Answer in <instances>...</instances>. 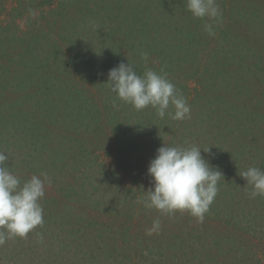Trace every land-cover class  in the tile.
<instances>
[{
    "label": "trees",
    "instance_id": "obj_1",
    "mask_svg": "<svg viewBox=\"0 0 264 264\" xmlns=\"http://www.w3.org/2000/svg\"><path fill=\"white\" fill-rule=\"evenodd\" d=\"M217 4L223 19L210 36L205 21L186 9V0H0V151L21 183L44 172L53 179L40 201L43 225L27 238L5 242L12 245L4 258L9 264H16L28 241L70 238L71 230L49 221L64 225L60 218L70 215L72 224L65 226L74 233L85 229L86 239L101 243L98 255H110L107 263L264 264V197L250 199L251 186L238 174L249 166L237 171L233 161L217 168L211 157L221 152L210 150L208 131L198 134L195 124L187 126L194 117L161 119L150 106L137 111L106 83L109 69L121 62L133 64L138 74L147 69L168 74L171 61L190 57L187 50L198 46L210 67L191 74L198 75V84L188 88L189 82L167 79L192 112L209 119V129L214 116L221 123L230 117L236 125L246 122L245 136L251 121L264 119V0ZM29 9L38 15L33 18ZM148 13L156 15L164 33L155 35ZM20 18L25 29L13 24ZM143 46L147 62L161 59L162 66L144 64L134 51ZM81 118L92 119L96 128H78ZM164 144L209 148L201 149L202 156L223 174L202 223L187 212L161 215L138 202L152 186L149 162ZM258 158L263 163L251 167L264 170V156ZM157 218L159 234L147 235Z\"/></svg>",
    "mask_w": 264,
    "mask_h": 264
},
{
    "label": "clouds",
    "instance_id": "obj_2",
    "mask_svg": "<svg viewBox=\"0 0 264 264\" xmlns=\"http://www.w3.org/2000/svg\"><path fill=\"white\" fill-rule=\"evenodd\" d=\"M186 9L194 18L205 21L204 31L208 35H215V27L223 19L217 0H186ZM29 15L35 18L38 13L29 9ZM92 27H96L94 22ZM141 57L147 62L146 52H142ZM106 83L119 100L137 111L150 106L161 119L166 115L175 121L191 118L190 105L167 79L166 73L147 69L143 74H138L133 64L121 62L109 69ZM170 108L172 111H169ZM201 149L209 152V148L195 145L170 147L164 144L159 147L147 169L152 186L138 202L161 215L187 212L202 223L217 195V185L223 174L210 166L202 156ZM8 158L5 152L0 151V246L10 239L27 238L31 231L43 225L40 201L45 196V185L52 183L46 172L40 176L32 175L21 183L19 177L5 166ZM238 174L245 179L246 185L251 186L248 192L250 199L264 197V170L249 167ZM160 230L161 221L157 218L146 234H159ZM40 239H43L42 235Z\"/></svg>",
    "mask_w": 264,
    "mask_h": 264
},
{
    "label": "rangeland",
    "instance_id": "obj_3",
    "mask_svg": "<svg viewBox=\"0 0 264 264\" xmlns=\"http://www.w3.org/2000/svg\"><path fill=\"white\" fill-rule=\"evenodd\" d=\"M8 7L10 10L12 8V5L9 4ZM148 14L152 15V17H148V18L151 24V28L153 29L154 32H156L155 35H157L160 32L164 33L162 31L163 28H161V23L158 24V18L156 17V15L153 13H148ZM154 21L156 22L155 25H153ZM13 24L15 27H21L22 29H25L26 26V23L24 20H22V18L15 20ZM165 27L166 29L170 28L169 25ZM147 29L148 28L146 27V30ZM183 44L186 46L185 39L183 41ZM131 48L132 47L129 46L130 53L132 52ZM199 50L201 51V49H199L198 46L194 45L193 50L192 49L187 50L189 52L190 57H185L182 61H178V62L174 60L171 61L173 67L170 68H172L173 70L168 72L167 75L173 80H175V85L179 82H181L182 84H187L189 82L188 88L193 87L195 84L197 85L199 81L196 80L198 75L191 77V74L194 71L199 72L200 70H203L207 72L210 70V67L205 66L203 62L204 59L203 54ZM134 51L136 52L135 54L137 56H141L142 52H146V53L148 52V50L144 46L138 49L134 48ZM161 62H162L161 59H155L152 60L150 63L144 62V64L148 63L147 67L148 66L150 67V64L154 65L155 67H158V66H162ZM165 66L166 68H169L168 62H166ZM230 87L231 86H229V89ZM189 90L192 92L193 88H190ZM234 94L243 98L245 97L243 94L240 95L236 93ZM236 110L232 111L233 116L237 115V113L240 112L238 110L237 112H235ZM86 116L88 117V114H86ZM191 116L194 117V120L193 121L189 120L187 126L190 127L192 124H195L196 125L195 128H197L198 134H199V130L200 132L208 131L209 132L208 135L211 137L209 142L211 143V145L209 146L210 150L213 152L214 149L216 148L220 150L221 152L220 154H218L217 156H215L214 154L211 157L213 158L212 161L216 163L217 168L220 167V169H222L221 167L222 165L230 167V163L235 161L234 167L238 171L239 169H241V167L245 169L247 166L249 167L253 166L256 163V161H258L259 163V161L262 160L259 159L258 157L262 158L264 156V119H262L263 121H261L260 123H258V121L257 122L251 121L250 124L248 125L250 127L248 128L244 136L241 130L246 125V122L238 123L236 125L235 123H232V120L234 118L229 117L228 119L227 118L228 116L226 115V118L228 120L227 123H221L222 120L221 119L219 120L214 116L213 120L216 121H211L212 128L209 129L207 124V121L209 119H207V117L204 116L203 114H198L197 109H194L193 112L191 111ZM93 118L96 119L95 116ZM85 127L96 128V125L92 124V119L89 121L88 119L81 118L78 124V128L85 129ZM194 131L196 130L194 129ZM198 136L200 137V135ZM255 142H257L256 146H255ZM44 149L45 148L42 147V151L45 152L46 150ZM33 152L34 151H31L30 154H33ZM15 160L16 158H13L14 162ZM10 161L12 164L13 161L11 159ZM236 208L237 207L233 208V210H235L234 211L235 213L238 212ZM245 215L247 216V212L245 213ZM60 219L65 220L64 225H60L53 217L50 218L49 221L51 223L56 222L55 226L59 227L61 231H64L65 230L64 228H68L69 230H71L73 235L71 234V237L66 238L65 240L63 238V235H58L59 240L57 242H53L52 244L47 242L44 243L43 241L26 242V244L23 245L25 246V251H23L22 255L17 257L16 264H49L46 263L47 261L50 262L52 261L53 264H111L105 261V258L110 257V255L104 254L102 251L101 254L98 255V251L103 248V245L98 241L95 242V239H93L92 241H90L88 238L86 239V235L82 233V231H84L85 229H83L82 231L77 230L76 233H74V230H72L70 227L65 226L67 224H72L70 223L74 219L72 215ZM249 219H251L253 223H256V221L253 220L252 217H249ZM57 233L58 232L56 230L53 232L54 235ZM39 234L43 235L42 232H40ZM11 250H12V245H9V243H5L2 246H0V264H9L4 258H9V256L7 255V251L11 253ZM16 250L18 251L20 249L16 248ZM118 262H120V260L116 261L115 263L113 262L112 264H132L127 261H123L124 263L122 262L118 263Z\"/></svg>",
    "mask_w": 264,
    "mask_h": 264
}]
</instances>
